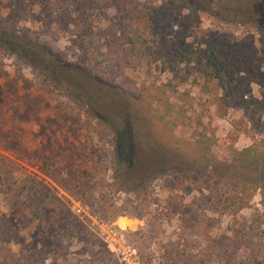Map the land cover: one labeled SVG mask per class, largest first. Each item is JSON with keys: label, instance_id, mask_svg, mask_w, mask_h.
Wrapping results in <instances>:
<instances>
[{"label": "rangeland", "instance_id": "1", "mask_svg": "<svg viewBox=\"0 0 264 264\" xmlns=\"http://www.w3.org/2000/svg\"><path fill=\"white\" fill-rule=\"evenodd\" d=\"M262 183L264 0H0V264H264Z\"/></svg>", "mask_w": 264, "mask_h": 264}, {"label": "trees", "instance_id": "2", "mask_svg": "<svg viewBox=\"0 0 264 264\" xmlns=\"http://www.w3.org/2000/svg\"><path fill=\"white\" fill-rule=\"evenodd\" d=\"M1 46L5 47L6 50H11L7 45L2 44ZM213 60H214V64H215V65H217V64L219 65V63H217V61H219V57L215 56V57L213 58ZM245 151H249V150H245ZM237 158H238V157H237ZM239 158H241V157H239ZM239 158H238V159H239ZM243 160H245V161H247V162L251 161V157H250V155L246 154V157H245V159H243ZM260 188L262 189V195H263V201H264V183H262V184L260 185Z\"/></svg>", "mask_w": 264, "mask_h": 264}]
</instances>
